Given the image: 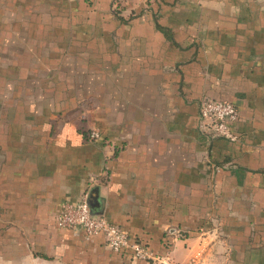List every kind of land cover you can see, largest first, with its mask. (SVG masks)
Masks as SVG:
<instances>
[{
    "label": "crops",
    "instance_id": "crops-1",
    "mask_svg": "<svg viewBox=\"0 0 264 264\" xmlns=\"http://www.w3.org/2000/svg\"><path fill=\"white\" fill-rule=\"evenodd\" d=\"M84 194L153 258L59 227ZM190 261L264 264V0H0V264Z\"/></svg>",
    "mask_w": 264,
    "mask_h": 264
},
{
    "label": "built area",
    "instance_id": "built-area-1",
    "mask_svg": "<svg viewBox=\"0 0 264 264\" xmlns=\"http://www.w3.org/2000/svg\"><path fill=\"white\" fill-rule=\"evenodd\" d=\"M128 0H114L116 7L125 5ZM200 126L211 138H223L236 142L239 134L236 124L239 120L237 106L228 100L203 97L200 101ZM90 141L103 139L101 132L92 129L88 134ZM57 224L61 228L84 229L88 236L103 234L106 244L114 251L129 250L134 258L147 260L153 258L152 252L141 242L134 240L119 225L110 222L104 215L92 211L89 196L84 194L78 201H65L57 215ZM169 264H176L170 262ZM186 264H195L190 261Z\"/></svg>",
    "mask_w": 264,
    "mask_h": 264
},
{
    "label": "rangeland",
    "instance_id": "rangeland-1",
    "mask_svg": "<svg viewBox=\"0 0 264 264\" xmlns=\"http://www.w3.org/2000/svg\"><path fill=\"white\" fill-rule=\"evenodd\" d=\"M195 262V264H201V263H198V262H196V261H194Z\"/></svg>",
    "mask_w": 264,
    "mask_h": 264
},
{
    "label": "trees",
    "instance_id": "trees-1",
    "mask_svg": "<svg viewBox=\"0 0 264 264\" xmlns=\"http://www.w3.org/2000/svg\"><path fill=\"white\" fill-rule=\"evenodd\" d=\"M87 137H88V135H87Z\"/></svg>",
    "mask_w": 264,
    "mask_h": 264
}]
</instances>
